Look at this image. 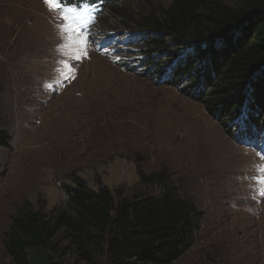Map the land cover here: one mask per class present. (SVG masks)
Returning <instances> with one entry per match:
<instances>
[{"label": "rangeland", "instance_id": "374dc122", "mask_svg": "<svg viewBox=\"0 0 264 264\" xmlns=\"http://www.w3.org/2000/svg\"><path fill=\"white\" fill-rule=\"evenodd\" d=\"M170 1L79 8L90 43L77 60L78 46H65L60 15L44 0H0V127L10 133L0 146V264L22 204L49 212L66 201L72 175L116 195L157 190L140 184L139 168L167 171L204 213L195 243L172 264H264V196L254 179L264 133L253 141L243 120L205 109L191 84L202 68L178 86L163 81L172 55L154 54L164 68L148 65L136 20Z\"/></svg>", "mask_w": 264, "mask_h": 264}, {"label": "trees", "instance_id": "16d2710c", "mask_svg": "<svg viewBox=\"0 0 264 264\" xmlns=\"http://www.w3.org/2000/svg\"><path fill=\"white\" fill-rule=\"evenodd\" d=\"M120 1L67 0L102 12ZM136 21L147 33L140 46L151 59L148 65L158 64L156 53L177 60L165 84L180 86L186 73L202 68L191 84L205 109L217 118L243 120L245 130L254 128L253 141L264 133V0H171ZM9 140V131L0 127V146ZM138 171L141 185L158 189H120L116 195L72 175V183L63 186L66 201L49 212L22 204L4 234L6 264L174 263L195 243L204 213L167 171Z\"/></svg>", "mask_w": 264, "mask_h": 264}, {"label": "snow or ice", "instance_id": "6c2138e0", "mask_svg": "<svg viewBox=\"0 0 264 264\" xmlns=\"http://www.w3.org/2000/svg\"><path fill=\"white\" fill-rule=\"evenodd\" d=\"M44 3L48 6L49 11L56 12L60 15L62 23L59 27L63 30L68 40L65 46L69 49L78 46L80 54H74V59H82L87 55L86 49L90 41L83 30V26L79 24V8L71 7L67 0H44ZM258 172L259 175L255 176L254 179L259 186V194L264 196V166H260Z\"/></svg>", "mask_w": 264, "mask_h": 264}]
</instances>
